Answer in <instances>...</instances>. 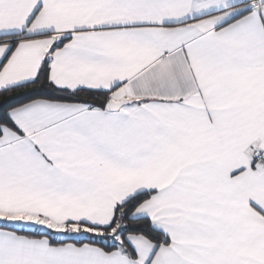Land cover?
Returning <instances> with one entry per match:
<instances>
[{
  "label": "snow or ice",
  "instance_id": "6c2138e0",
  "mask_svg": "<svg viewBox=\"0 0 264 264\" xmlns=\"http://www.w3.org/2000/svg\"><path fill=\"white\" fill-rule=\"evenodd\" d=\"M0 264H264V0H0Z\"/></svg>",
  "mask_w": 264,
  "mask_h": 264
}]
</instances>
